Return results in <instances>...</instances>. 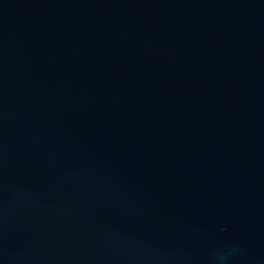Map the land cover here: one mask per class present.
<instances>
[{
	"label": "water",
	"instance_id": "1",
	"mask_svg": "<svg viewBox=\"0 0 264 264\" xmlns=\"http://www.w3.org/2000/svg\"><path fill=\"white\" fill-rule=\"evenodd\" d=\"M0 264H264V0H0Z\"/></svg>",
	"mask_w": 264,
	"mask_h": 264
}]
</instances>
